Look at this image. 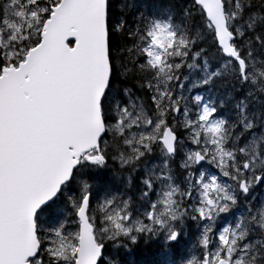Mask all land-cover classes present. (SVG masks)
<instances>
[{
	"label": "snow or ice",
	"instance_id": "obj_1",
	"mask_svg": "<svg viewBox=\"0 0 264 264\" xmlns=\"http://www.w3.org/2000/svg\"><path fill=\"white\" fill-rule=\"evenodd\" d=\"M0 264H264V0H0Z\"/></svg>",
	"mask_w": 264,
	"mask_h": 264
}]
</instances>
